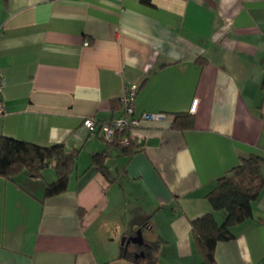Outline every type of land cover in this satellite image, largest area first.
<instances>
[{"label": "crops", "instance_id": "crops-1", "mask_svg": "<svg viewBox=\"0 0 264 264\" xmlns=\"http://www.w3.org/2000/svg\"><path fill=\"white\" fill-rule=\"evenodd\" d=\"M0 31V136L77 152L51 197L52 168L0 176V264L119 260L146 218L156 264H199L190 221L212 211L206 193L241 156L264 153V0H0ZM130 85L135 115L167 117L141 119L127 155L82 120L117 115ZM181 112L192 129L171 127ZM103 151L113 181L92 165ZM252 209L216 244L218 264H264V187Z\"/></svg>", "mask_w": 264, "mask_h": 264}, {"label": "trees", "instance_id": "trees-1", "mask_svg": "<svg viewBox=\"0 0 264 264\" xmlns=\"http://www.w3.org/2000/svg\"><path fill=\"white\" fill-rule=\"evenodd\" d=\"M139 2L151 5V0H139ZM195 61L197 64L206 62L202 56L197 57ZM139 87L140 85L136 86L134 99ZM261 88L264 90V76L261 81ZM120 105L121 111L109 120L122 112V104L115 100L112 101L114 110ZM170 124L172 128L178 130L192 129L194 117L188 112L176 113ZM139 144L136 139L127 146H121V148L127 155H131L136 152ZM76 156L77 152L66 149L63 142L43 147L24 140L0 136V176L12 178L19 172H25L32 178H38L43 175L45 169L52 168L55 172V179L46 183L44 197L54 196L67 189ZM92 165L96 166L108 181L115 179L108 171L105 151L93 155ZM263 187L264 153H250L247 156H241L235 166L215 181L213 187L205 195L212 211L190 221L191 236L200 254L199 264H218L214 254L216 244L219 241L232 239L234 237L233 226L252 217V204ZM217 210L225 212L221 222L217 221L214 216L213 211ZM149 221L150 218H146L124 236L125 240L119 246V260H109L99 264H156V254L160 241H145L142 236V230ZM138 233L141 234L143 242L141 244L135 243L136 249L131 251L130 242L126 243V240Z\"/></svg>", "mask_w": 264, "mask_h": 264}, {"label": "built area", "instance_id": "built-area-1", "mask_svg": "<svg viewBox=\"0 0 264 264\" xmlns=\"http://www.w3.org/2000/svg\"><path fill=\"white\" fill-rule=\"evenodd\" d=\"M1 36V31H0ZM86 43V42H84ZM3 83V78L0 74V91ZM136 93V85H130L125 88V92L120 99L122 104V112L120 115L113 117L106 122H98L92 115L86 116L82 120L83 126L91 133L99 134L103 140L116 143L120 146H127L137 139L134 132L139 125L141 119L144 120H165L167 115L163 112L148 113L144 112L140 116L134 114V96ZM195 109L193 102L190 111ZM4 112V108L0 102V113Z\"/></svg>", "mask_w": 264, "mask_h": 264}, {"label": "water", "instance_id": "water-1", "mask_svg": "<svg viewBox=\"0 0 264 264\" xmlns=\"http://www.w3.org/2000/svg\"><path fill=\"white\" fill-rule=\"evenodd\" d=\"M124 240H125V237L122 238V243ZM129 241H132V242H135L138 244H141L143 242L142 236L140 233H138L136 236H132V237L127 238L126 243H128Z\"/></svg>", "mask_w": 264, "mask_h": 264}, {"label": "rangeland", "instance_id": "rangeland-1", "mask_svg": "<svg viewBox=\"0 0 264 264\" xmlns=\"http://www.w3.org/2000/svg\"><path fill=\"white\" fill-rule=\"evenodd\" d=\"M50 172H51V169H50V168L46 169V170L44 171L45 176H48V174H49Z\"/></svg>", "mask_w": 264, "mask_h": 264}]
</instances>
